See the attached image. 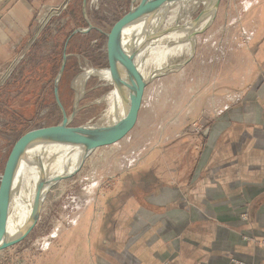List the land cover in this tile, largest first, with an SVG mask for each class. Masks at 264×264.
Returning a JSON list of instances; mask_svg holds the SVG:
<instances>
[{
    "label": "crops",
    "instance_id": "obj_1",
    "mask_svg": "<svg viewBox=\"0 0 264 264\" xmlns=\"http://www.w3.org/2000/svg\"><path fill=\"white\" fill-rule=\"evenodd\" d=\"M71 1L0 0V95L33 82L14 81L12 71L32 65L39 15ZM232 6L236 12L225 10L222 28L211 33L221 48L198 46L190 74L182 75L189 90L179 100L195 119L208 117L207 133L190 145L191 155L175 159L173 180L131 163L95 251L70 254L76 264H264V249L253 241L264 238V0ZM243 30L254 45L239 43ZM210 53L207 64L201 58ZM207 70L217 78H201ZM145 96L146 88L141 107Z\"/></svg>",
    "mask_w": 264,
    "mask_h": 264
},
{
    "label": "rangeland",
    "instance_id": "obj_2",
    "mask_svg": "<svg viewBox=\"0 0 264 264\" xmlns=\"http://www.w3.org/2000/svg\"><path fill=\"white\" fill-rule=\"evenodd\" d=\"M231 1L221 0L209 28L195 37V51L189 62L181 69L158 75L145 87L146 96L131 129L119 140L99 145L74 175L59 180L51 188L35 228L22 242L0 250V264H76L78 261L71 259L74 255L70 254L94 252L93 240L102 232L106 217L113 214V190L125 186L126 171L133 162L169 175L173 180L175 159L191 155L193 147L190 145L202 139L211 125L205 115L195 119L193 109L183 108L182 104L188 101L179 100V95L187 92L189 85L182 75L190 74L189 68L197 60L198 46L221 48L217 43L220 36L213 38L211 33L222 28L225 10L236 12L235 6L229 7ZM133 5L134 0H72L64 6L51 8L46 16L39 15L38 52L32 65L15 68L11 74L14 81L21 76L23 82L29 79L33 82L27 88L23 84L6 86L10 93L0 95V103L9 107L0 105V184L17 141L32 130L63 120L57 95L68 116L75 112L73 126L110 122L103 118L108 107L103 98L113 92L115 83L93 74L81 90L76 81L88 67L109 69L112 63L110 35ZM203 8V3H191L185 8L187 13L177 14L170 24L163 22L159 30L177 23L185 24L189 22L186 19L194 20ZM172 11L173 8L168 10L166 17ZM249 33L243 30L239 43L254 45ZM185 46L187 51V43ZM65 56V69L56 87ZM211 56L210 53L209 58L201 60L210 64ZM189 57L190 52L172 54L164 67ZM252 70L253 64L250 65ZM230 74L236 76L238 70ZM201 78L207 81L217 77L207 70ZM26 91H31L28 97L23 95ZM233 92L241 98L239 91ZM18 134L22 136L19 138ZM263 239L253 241L264 249Z\"/></svg>",
    "mask_w": 264,
    "mask_h": 264
},
{
    "label": "water",
    "instance_id": "obj_3",
    "mask_svg": "<svg viewBox=\"0 0 264 264\" xmlns=\"http://www.w3.org/2000/svg\"><path fill=\"white\" fill-rule=\"evenodd\" d=\"M181 1L183 0H134V5L116 24L112 35H110L112 63L109 69L117 71L124 78V82L130 93V100L122 115L108 123L73 126L72 121L75 112L68 116L57 95L58 104L63 111V120L56 125L32 130L17 141V144L10 153L7 162L8 167L2 176L0 184V250L18 244L28 237L39 221L49 191L59 180L74 175L99 145L105 142L117 141L131 129L135 122L137 110L141 104L144 89L155 77L181 69L191 60L195 51V37L209 28L215 19L221 0H208V3L204 4V8L199 16L191 22L189 21L185 24L177 23L153 34L147 33V37H150V39L159 40V38L168 34L191 29L189 39L193 42L188 59L172 66L154 69L148 76L143 73L135 61V54L138 51L137 47L144 45L147 38L142 34L139 36L134 35L131 38L129 35L131 34L130 29L140 21L155 15L160 10L165 11V14H163L165 16L174 4ZM206 17H209L208 21L202 27H198ZM126 31L128 32L127 35L125 34ZM173 42L175 41L168 40L165 42L160 41L159 43L167 45ZM66 59L67 56L64 57L62 67L56 79V87L65 69ZM51 143L83 145L89 146L90 149L83 155L80 166L76 171L50 179L47 176L43 161V148L45 145ZM25 164L34 166L38 171L35 198L29 217L16 233L11 234L8 226L9 221L7 220V216H9L7 206L11 205L15 186L20 181L21 172Z\"/></svg>",
    "mask_w": 264,
    "mask_h": 264
},
{
    "label": "bare ground",
    "instance_id": "obj_4",
    "mask_svg": "<svg viewBox=\"0 0 264 264\" xmlns=\"http://www.w3.org/2000/svg\"><path fill=\"white\" fill-rule=\"evenodd\" d=\"M191 3L193 5L198 3H203L206 5L208 0H183L176 4L177 6L174 5L171 7L173 8V11L168 17H166V15L163 16L165 11L160 10L161 12L159 11L155 15L140 21L138 24L134 25L132 29H130V38L134 35L139 36L141 34L147 38L145 39L146 43L144 45L137 47L138 51L135 54V61L138 63L139 67L146 76H148L154 69L163 67L167 63V58L172 54H182L183 52L191 53L193 47V42H191L189 39L191 29L168 34L162 38H159V40H154L150 39V37H147V33L153 34L159 31V27L163 22L165 23L166 21L167 24H170L176 20L177 14H181V16H183L185 13H187L185 8H187V6ZM208 19L209 17H206L204 20H202L198 27H202L208 21ZM186 21L191 22V19H186ZM127 31L125 32L126 35L128 33ZM168 40L175 42L167 45L159 43L160 41L165 42ZM186 43L187 51H185ZM93 74H97L104 81L115 83L113 92H110L103 98L108 104L103 118L104 120L109 119L112 121L125 112L130 100V93L128 92V88L126 87L127 85L124 82L125 80L117 71L88 67L85 69V72L79 76L78 80L76 81V85H78L81 90H84L85 82ZM89 149V146L83 145L57 143L45 145L43 148V161L48 178L51 179L59 175H68L76 171L80 166V161L83 155H85ZM37 180L38 171L36 168L32 165L25 164L21 172L20 181L15 186V193L13 194L15 195V199L10 206L7 204L9 209V216H7V220L9 221L8 226L11 234L16 233L19 228L23 226L24 222L31 213L35 198Z\"/></svg>",
    "mask_w": 264,
    "mask_h": 264
},
{
    "label": "built area",
    "instance_id": "obj_5",
    "mask_svg": "<svg viewBox=\"0 0 264 264\" xmlns=\"http://www.w3.org/2000/svg\"><path fill=\"white\" fill-rule=\"evenodd\" d=\"M261 244L264 246V239H263V241H261Z\"/></svg>",
    "mask_w": 264,
    "mask_h": 264
}]
</instances>
